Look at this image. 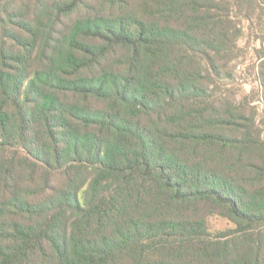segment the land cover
Masks as SVG:
<instances>
[{
  "label": "trees",
  "instance_id": "16d2710c",
  "mask_svg": "<svg viewBox=\"0 0 264 264\" xmlns=\"http://www.w3.org/2000/svg\"><path fill=\"white\" fill-rule=\"evenodd\" d=\"M0 264H264V0H0Z\"/></svg>",
  "mask_w": 264,
  "mask_h": 264
},
{
  "label": "rangeland",
  "instance_id": "374dc122",
  "mask_svg": "<svg viewBox=\"0 0 264 264\" xmlns=\"http://www.w3.org/2000/svg\"><path fill=\"white\" fill-rule=\"evenodd\" d=\"M245 27H247V23L245 22ZM249 31L246 28V35L245 37H243L240 41L241 45H248V50H249V55H247V57L249 58V61L254 60L255 59V54H254V47H260L261 46V41L258 40L256 41L255 39H249L247 37ZM253 84L251 82V80H248L247 83H244L243 86H241V88H239V92L237 94L238 98H242L243 95L249 93L253 88ZM257 103V101H256ZM258 104V103H257ZM209 224H210V228L212 231H218V230H223L229 227H232L233 224L228 221L227 219L224 218H220L217 216H213L209 219Z\"/></svg>",
  "mask_w": 264,
  "mask_h": 264
}]
</instances>
